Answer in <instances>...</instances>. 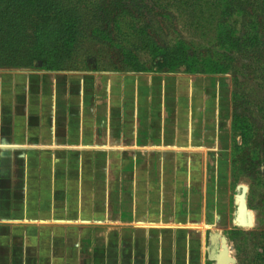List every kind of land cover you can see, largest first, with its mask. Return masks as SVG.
Segmentation results:
<instances>
[{
  "label": "crops",
  "instance_id": "crops-1",
  "mask_svg": "<svg viewBox=\"0 0 264 264\" xmlns=\"http://www.w3.org/2000/svg\"><path fill=\"white\" fill-rule=\"evenodd\" d=\"M194 80L0 69V264H192L167 166L201 120Z\"/></svg>",
  "mask_w": 264,
  "mask_h": 264
},
{
  "label": "rangeland",
  "instance_id": "rangeland-1",
  "mask_svg": "<svg viewBox=\"0 0 264 264\" xmlns=\"http://www.w3.org/2000/svg\"><path fill=\"white\" fill-rule=\"evenodd\" d=\"M5 1L0 0V10ZM78 4L101 6L94 9L100 18L98 26L109 32L110 41L78 39L76 56L67 62L72 67L180 72L195 78L201 120L192 123L190 137H184L193 144L180 152V161L167 166L169 189L177 188L174 198L179 196L180 202V257L188 245L192 264H248L257 251L259 234L264 233L263 0H89ZM225 13L233 15L223 22ZM223 32L242 39V48L222 49ZM70 40L65 41V51L72 48ZM180 52H188L187 63L194 67L182 65ZM224 52L231 61L225 73H191V69L209 68V63L213 66ZM32 68L42 69V62H34ZM235 115L243 126H250L247 136L235 130ZM157 164L153 162V169Z\"/></svg>",
  "mask_w": 264,
  "mask_h": 264
},
{
  "label": "trees",
  "instance_id": "trees-1",
  "mask_svg": "<svg viewBox=\"0 0 264 264\" xmlns=\"http://www.w3.org/2000/svg\"><path fill=\"white\" fill-rule=\"evenodd\" d=\"M84 2L89 3V0H6L0 10V68H32L34 62L41 61L42 69L47 71L81 70L67 63L76 56L78 39L110 41L109 32L98 26L100 18L98 10L94 9L95 7L101 9V6L97 4L93 7L86 4L82 7L78 4ZM90 13L91 16L88 18ZM232 15L225 13L223 22ZM143 30L142 34H144ZM69 37L73 45L65 51V41ZM242 41L223 32L219 46L226 51H235L242 48ZM180 55L183 60L182 65L188 68L194 67L192 63H187L191 59L188 52H180ZM229 59L228 54L224 52L219 62L214 63L213 66L209 63V68L189 70L196 74L225 73L226 65L231 63ZM198 66L201 67L203 64L198 62ZM241 120L238 116L235 117L234 128L247 136L251 128L248 125L243 126ZM237 123H240V127ZM259 235L257 251L248 264H264V233Z\"/></svg>",
  "mask_w": 264,
  "mask_h": 264
},
{
  "label": "water",
  "instance_id": "water-1",
  "mask_svg": "<svg viewBox=\"0 0 264 264\" xmlns=\"http://www.w3.org/2000/svg\"><path fill=\"white\" fill-rule=\"evenodd\" d=\"M243 188V187H242ZM247 189V188H246ZM245 195H246V192H245ZM246 198V197H245ZM222 242V241H221ZM225 244H226V239H225ZM223 246V245H222Z\"/></svg>",
  "mask_w": 264,
  "mask_h": 264
}]
</instances>
